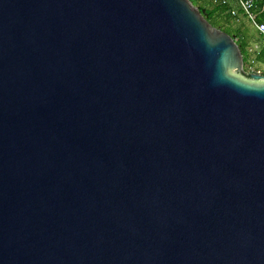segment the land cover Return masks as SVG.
I'll use <instances>...</instances> for the list:
<instances>
[{"label": "water", "instance_id": "obj_1", "mask_svg": "<svg viewBox=\"0 0 264 264\" xmlns=\"http://www.w3.org/2000/svg\"><path fill=\"white\" fill-rule=\"evenodd\" d=\"M243 72L191 0H0V264H264Z\"/></svg>", "mask_w": 264, "mask_h": 264}, {"label": "trees", "instance_id": "obj_2", "mask_svg": "<svg viewBox=\"0 0 264 264\" xmlns=\"http://www.w3.org/2000/svg\"><path fill=\"white\" fill-rule=\"evenodd\" d=\"M194 4L198 5L200 10H202V14L207 20L213 24L214 26L220 27L221 29L233 33L236 37V40L240 46V49L243 54L244 59V74H247L252 71H257L253 67V61H260L264 63V44L258 46L255 50L250 51L248 45L249 42L246 40L245 33L240 28H233L229 25L231 23V19H238L240 15H244V12L241 8L238 9V13L236 15H232L229 11L230 7H234L235 4L232 0H228L226 2H222L221 0H191ZM228 2V3H227ZM264 0H254V9L260 10L263 6ZM264 18V10L259 16V19ZM253 67L254 70H251L250 67ZM264 75V70L260 71Z\"/></svg>", "mask_w": 264, "mask_h": 264}, {"label": "rangeland", "instance_id": "obj_3", "mask_svg": "<svg viewBox=\"0 0 264 264\" xmlns=\"http://www.w3.org/2000/svg\"><path fill=\"white\" fill-rule=\"evenodd\" d=\"M229 25L231 27H233L234 29L240 28L243 33H245L246 36V40L249 42V49L252 52V50H255L258 46L263 45L264 44V38H262L257 30L255 25L253 24L252 21H250L248 19V17L244 16V15H240L238 19L234 18L231 19V23H229ZM253 67L256 69L257 68V72H260L262 70H264V63L260 62V61H253ZM252 66L250 67L251 70H254ZM248 75L243 74L242 77L248 78Z\"/></svg>", "mask_w": 264, "mask_h": 264}, {"label": "built area", "instance_id": "obj_4", "mask_svg": "<svg viewBox=\"0 0 264 264\" xmlns=\"http://www.w3.org/2000/svg\"><path fill=\"white\" fill-rule=\"evenodd\" d=\"M221 1L226 2L228 0H221ZM232 1L235 4V6L229 8L231 14L236 15L238 13L237 8H241L245 16L248 17V19L252 21L253 24L255 25L258 34L262 38H264V18L259 19L260 14L264 10V3L260 10H255L253 4L254 0H232Z\"/></svg>", "mask_w": 264, "mask_h": 264}, {"label": "flooded vegetation", "instance_id": "obj_5", "mask_svg": "<svg viewBox=\"0 0 264 264\" xmlns=\"http://www.w3.org/2000/svg\"><path fill=\"white\" fill-rule=\"evenodd\" d=\"M233 34V33H232Z\"/></svg>", "mask_w": 264, "mask_h": 264}]
</instances>
